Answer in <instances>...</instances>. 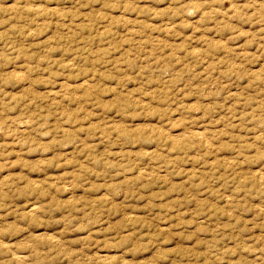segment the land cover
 <instances>
[{"label":"rangeland","instance_id":"374dc122","mask_svg":"<svg viewBox=\"0 0 264 264\" xmlns=\"http://www.w3.org/2000/svg\"><path fill=\"white\" fill-rule=\"evenodd\" d=\"M0 264H264V0H0Z\"/></svg>","mask_w":264,"mask_h":264}]
</instances>
